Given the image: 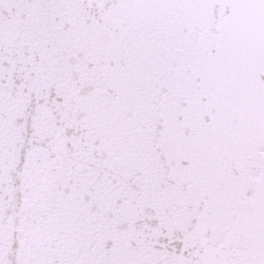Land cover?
Returning a JSON list of instances; mask_svg holds the SVG:
<instances>
[{"label": "snow or ice", "instance_id": "snow-or-ice-1", "mask_svg": "<svg viewBox=\"0 0 264 264\" xmlns=\"http://www.w3.org/2000/svg\"><path fill=\"white\" fill-rule=\"evenodd\" d=\"M0 264H264V0H0Z\"/></svg>", "mask_w": 264, "mask_h": 264}]
</instances>
